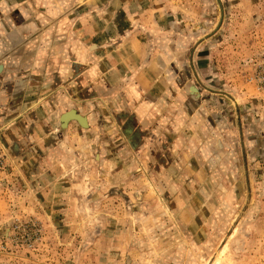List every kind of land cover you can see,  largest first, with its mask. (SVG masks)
Returning <instances> with one entry per match:
<instances>
[{
	"label": "rangeland",
	"instance_id": "1",
	"mask_svg": "<svg viewBox=\"0 0 264 264\" xmlns=\"http://www.w3.org/2000/svg\"><path fill=\"white\" fill-rule=\"evenodd\" d=\"M187 2L191 20L177 25L195 44L196 88L213 98L201 104L213 147L203 156L198 135L192 170L211 177L214 205L187 213V221L169 210L142 157L123 173L114 168L116 186L106 179L116 171L104 173L71 130L67 154L53 165L1 135L0 264H264V0ZM72 151L81 156L70 160Z\"/></svg>",
	"mask_w": 264,
	"mask_h": 264
},
{
	"label": "crops",
	"instance_id": "2",
	"mask_svg": "<svg viewBox=\"0 0 264 264\" xmlns=\"http://www.w3.org/2000/svg\"><path fill=\"white\" fill-rule=\"evenodd\" d=\"M188 4L0 0V136L27 145L37 161L53 165L67 154L71 130L104 173L114 168L123 173L127 162L144 158L170 199L169 210L183 213L186 221L187 213L213 206L211 177L199 167L192 170L191 147L198 135L203 156L213 147L206 123L211 118L201 111V104L213 98L202 97L196 88L189 66L195 44L182 38L191 32L177 25L183 17L191 20L183 12ZM185 68L191 71L188 78ZM36 101H45L46 111L32 108ZM72 109L87 119V127L71 120L62 129L59 116ZM53 126L58 134L49 135ZM88 129L92 132L85 135ZM45 146L52 150L42 151ZM72 155L70 160L81 156ZM119 176L116 171L106 179L117 186Z\"/></svg>",
	"mask_w": 264,
	"mask_h": 264
},
{
	"label": "water",
	"instance_id": "3",
	"mask_svg": "<svg viewBox=\"0 0 264 264\" xmlns=\"http://www.w3.org/2000/svg\"><path fill=\"white\" fill-rule=\"evenodd\" d=\"M195 88V87H194ZM72 111L73 110H69V111H66V112H64L63 114H61L60 116H59V122H60V124H61V126L63 127V128H65V127H67V123L69 122V121H71V120H75V121H77L79 124H81V126L82 127H87V119L83 116V115H79V114H75V115H72V116H70L69 117V119L67 120V122H66V117L64 118V116L66 115V114H72ZM74 113V112H73ZM76 115H78V116H76ZM80 116V117H79ZM81 118L82 119H85V125H84V123L82 122V120H81ZM63 119V120H62Z\"/></svg>",
	"mask_w": 264,
	"mask_h": 264
},
{
	"label": "bare ground",
	"instance_id": "4",
	"mask_svg": "<svg viewBox=\"0 0 264 264\" xmlns=\"http://www.w3.org/2000/svg\"><path fill=\"white\" fill-rule=\"evenodd\" d=\"M72 110H73V111H72V114H70V115H69V114H66V115L64 116V118L67 116V117H66V118H67V119H66V122H67V120L69 119V117L72 116V115H75V114L82 115V114L78 113L75 109H72ZM73 112H74V113H73ZM76 116H78V115H76ZM79 117H80V116H79ZM62 120H63V119H62ZM81 120H82V122H83L84 125H85V119H82V118H81Z\"/></svg>",
	"mask_w": 264,
	"mask_h": 264
}]
</instances>
